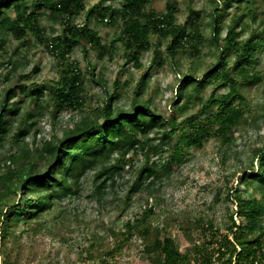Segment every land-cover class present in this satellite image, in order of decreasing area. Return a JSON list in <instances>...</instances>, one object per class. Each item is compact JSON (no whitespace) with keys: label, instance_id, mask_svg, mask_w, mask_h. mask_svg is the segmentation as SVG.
I'll use <instances>...</instances> for the list:
<instances>
[{"label":"trees","instance_id":"16d2710c","mask_svg":"<svg viewBox=\"0 0 264 264\" xmlns=\"http://www.w3.org/2000/svg\"><path fill=\"white\" fill-rule=\"evenodd\" d=\"M150 2L120 0L119 5L104 6L101 0L86 8L84 0H0V44L5 41L3 35L10 33L25 38L31 31L40 39L45 38L47 48L60 65L58 79L50 82L48 101L58 111L77 110L86 104L85 75L75 60H69V54L81 45L87 55L86 43L94 48L98 58L113 48V42H103L89 22L95 9H106L110 21H120L119 39L127 60L135 67L142 66L141 54L151 48L152 35L166 39L167 54L175 64L179 51H186L189 46L197 50L202 38L197 24L199 11L191 8L185 22H176L175 0H167L164 10L151 7ZM41 7L58 17L62 25L59 34L46 36L39 21L41 12L37 10ZM10 8L14 14L8 11ZM82 11L89 16L78 23L75 20ZM214 12L212 32L221 55L200 78L187 72L179 80V113L187 111L192 99L201 102L200 112L180 120L176 116L164 117L140 98L149 79L147 69L134 86L129 107L113 104L115 96L104 85L108 96L95 112L82 114L74 127L56 139H46L41 146L31 147L26 136L40 124L43 90L35 86L29 89L31 109L25 112L21 102H9L17 86L7 90L0 106V150L11 139L9 147L0 151V244L6 247L0 264H20L24 253L29 260L38 258L36 247L44 244L34 238L38 227L19 230V225L48 207L58 206L66 197H78L87 170L94 171L89 193L101 201L123 166L128 165L134 176L125 189L128 199L147 184L155 186L164 173L173 171L181 162L185 147H201L210 138H216L223 160L228 161L236 153L234 133L247 120L249 104L241 88L261 78L255 68L254 53L264 47V41L253 36L244 41L239 39L236 16L226 36L221 38L224 9L216 7ZM98 13V20L103 21L104 15ZM10 62L18 69L17 60L13 58ZM160 62V52L155 48L152 63ZM223 83L227 84L226 92L202 97L205 84ZM21 86L27 89L25 84ZM35 135L34 132L31 136ZM172 135L175 142L170 147L164 138ZM130 152L144 155L139 166L128 157ZM154 155L158 158H153ZM238 171L243 188L226 183L223 193L214 196V201L224 199L227 203L224 229L208 215L194 214L185 224L190 245L184 250L167 229V221L154 219L163 212L156 213L159 198L155 193H152L153 202L147 199L144 208L134 217L126 218L118 228L97 226L87 230L75 218L74 223L70 220L64 228L74 231L76 237L65 235L64 231L52 233L62 243H76L77 259L84 264H117L116 253L134 236L139 238L153 264H264V144L255 147L249 163ZM76 222L78 225H74ZM23 233L27 234V243L23 242ZM107 237H113V241L107 242ZM15 243L20 247L12 245Z\"/></svg>","mask_w":264,"mask_h":264},{"label":"rangeland","instance_id":"374dc122","mask_svg":"<svg viewBox=\"0 0 264 264\" xmlns=\"http://www.w3.org/2000/svg\"><path fill=\"white\" fill-rule=\"evenodd\" d=\"M100 1L84 0V3L88 8ZM102 1L104 6H116L120 3V0ZM166 1L151 0L149 5L158 10H164ZM175 1L178 6L176 22H185L191 8L198 10L200 14L197 24L202 33L201 41L197 43V50L189 46L186 51H179L175 57L176 64L167 54L166 39L152 35L151 48L141 54L142 66L135 67L131 60H127L126 51L119 39L120 21H110L106 9L100 11L97 8L93 11L89 17L90 24L96 28L103 42H113V48L103 58H98L94 48L86 43L87 55H84L81 45L76 46L69 54V60H75L85 75L86 104L84 108L77 110L58 111L48 101L51 91L50 82L58 79L60 65L47 48L45 38L40 39L31 31L27 32L25 38H18L11 33L3 35L5 41L0 44V106L6 97L7 90L17 86L15 95L9 102L19 101L23 105L22 111H28L31 109L28 103L31 100V95L28 94L29 89L35 86L43 90L40 96L44 102L40 108V124L31 131V135L34 132L36 135L34 138L31 135L26 136L31 147L41 146L46 139H56L64 131L74 127L82 114L95 112L108 96L104 85L109 93L115 96L112 100L113 104L119 103L129 107L130 99L134 94V86L140 75L147 69L149 79L140 98L147 101L157 112L166 118L176 116L178 120L194 112H200V100L192 99L187 111L180 114L177 110L180 106L177 92L179 91V80L184 73L191 72L200 78L209 66L218 61L221 55V49L212 32L216 7L224 9L221 17V38L226 36L231 20L236 16L238 18L236 30L239 31V39L244 41L249 36H253L264 41V0ZM37 10L41 12L39 21L45 28L46 36L59 34L62 31L58 17L51 15L42 7ZM8 11L14 14L11 8ZM98 12L104 15L103 21L98 20ZM87 16L89 15L86 11H82L75 21L83 22ZM155 48L160 52L161 62L159 64L152 63ZM254 55L255 68L261 74V78L241 88V92L249 103L246 111L247 120L234 133L233 146L236 153L228 161L222 159L221 146L216 138H210L201 147H185L182 160L174 166L173 171L164 173L155 186L150 185L149 187L147 184L128 199L124 195L125 189L134 176L129 171L128 165H124L122 173L116 176L115 182H112L107 195L101 201L95 200L89 193L94 171L87 170L82 177V190L78 197H66L60 201L58 206L48 207L34 219L19 225V230L36 225L38 232L34 238L44 243L36 247L39 250L37 259L29 260L24 253L20 264H84L77 259V244L62 243L58 237H54L53 233L64 231L65 235L76 237L77 234L74 231L69 232L64 228L70 220L74 223L75 218H78L80 226L87 230L97 226L118 228L126 218L134 217L138 211L143 209L147 199L149 202L154 201L152 193L157 194L159 198L156 213L163 210L154 219L167 221V229L176 237L181 250L190 245L185 224L194 214L208 215L217 222L219 228L224 229L227 221V203L224 199L214 201V196L217 192L223 193L226 183L240 185V188H243L238 170L249 163L255 147L264 144V47L256 51ZM13 58L19 63L16 70L10 62ZM21 84H25L27 89H23ZM227 89L226 83L218 86L205 84L202 97L206 98L212 92L224 93ZM183 93L186 94V89ZM164 142H168L167 146L171 147L175 142V135L165 137ZM10 144L11 139L0 151L6 150ZM128 157L133 159L136 167L144 159V155L140 152L137 154L130 152ZM153 158H158V156L154 155ZM166 159L167 156H164L163 162H166ZM235 207L232 205V208ZM75 213L78 215L75 216ZM26 236V233L22 234L24 243L28 241ZM106 240L111 242L113 237H107ZM12 245L20 247L16 243ZM109 245L111 246L112 243ZM5 249L6 247L0 244V262L4 260ZM57 250L58 253H56ZM115 260L117 264H153L143 251V246L137 236L130 239L116 253Z\"/></svg>","mask_w":264,"mask_h":264}]
</instances>
